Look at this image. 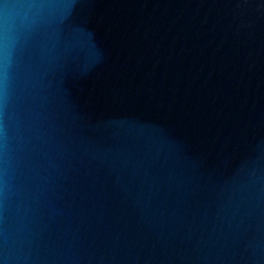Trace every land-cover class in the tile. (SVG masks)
Returning a JSON list of instances; mask_svg holds the SVG:
<instances>
[{"label":"water","instance_id":"obj_1","mask_svg":"<svg viewBox=\"0 0 264 264\" xmlns=\"http://www.w3.org/2000/svg\"><path fill=\"white\" fill-rule=\"evenodd\" d=\"M0 264H264V0H0Z\"/></svg>","mask_w":264,"mask_h":264}]
</instances>
